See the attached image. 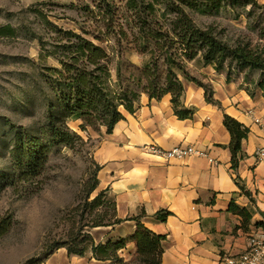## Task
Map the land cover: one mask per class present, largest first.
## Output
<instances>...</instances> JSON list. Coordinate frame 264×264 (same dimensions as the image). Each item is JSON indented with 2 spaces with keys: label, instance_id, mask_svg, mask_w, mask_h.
<instances>
[{
  "label": "trees",
  "instance_id": "obj_1",
  "mask_svg": "<svg viewBox=\"0 0 264 264\" xmlns=\"http://www.w3.org/2000/svg\"><path fill=\"white\" fill-rule=\"evenodd\" d=\"M107 3L109 15L112 12L110 0ZM142 8L134 20H130L131 36L124 25L115 36L102 39L91 38L73 31H65L66 42L52 52L61 67L48 68V82L55 93L49 102V129L34 135L23 126L8 122L0 129V142H9L8 162L10 167L0 169V193L16 180H33L45 170L51 146L65 145L74 147L82 141L80 134L72 130L68 119H81V127L106 128L112 133L119 121L125 118L124 111L133 113L143 93L151 99H161L172 95L175 111L180 117H188L191 109L182 106L181 97L184 83L181 78L195 82L206 90L208 101L219 104L210 95L208 86L192 77L188 71L190 62L213 65L218 72H226L227 81L234 75H243L244 80L253 87L247 88L254 97L257 91L264 94V3L258 0H228L233 8L241 7L248 18V28L257 31L261 42L252 46L251 42L233 44L225 32L214 25L200 26L182 3L170 0L164 9V17L158 14V0H141ZM183 1V0H182ZM191 4L197 0H187ZM223 0H208L209 8L219 11ZM138 0H130V7L138 9ZM250 7L249 10H247ZM142 8H140L142 10ZM140 11V10H139ZM166 14H173L169 18ZM241 15L240 12L238 16ZM112 29V28H109ZM12 26L0 29L1 35L14 33ZM127 40L140 48L147 56L143 66L130 70L120 59L115 74L113 57L105 41L123 44ZM257 72V78L252 74ZM224 124L231 133L230 149L233 168L237 169L243 158L242 143L250 129L236 118L226 114ZM101 167L97 164L92 183L87 189L85 209L79 221H75L66 236L54 241L47 252L53 254L57 249L66 247L69 255L86 257L92 254L98 260H111L117 264H163L164 240L166 235L149 229L141 220L143 214L128 218L137 222L136 230L130 236L115 239L111 236L105 243L96 244L90 228L115 226L124 220L117 217L116 203L109 199L108 190L100 191L93 200L91 194L98 188V174ZM97 211V213H95ZM230 211L240 215L247 223L252 213L232 201ZM91 217H94L93 220ZM165 220V214H159ZM91 221V222H89ZM264 226V224H262ZM134 241L137 251L132 259L125 262L120 251Z\"/></svg>",
  "mask_w": 264,
  "mask_h": 264
},
{
  "label": "crops",
  "instance_id": "obj_2",
  "mask_svg": "<svg viewBox=\"0 0 264 264\" xmlns=\"http://www.w3.org/2000/svg\"><path fill=\"white\" fill-rule=\"evenodd\" d=\"M212 82L219 104L207 100L203 87L183 80L182 106L192 110L188 117L177 115L171 94L161 99L143 94L133 113L124 111L125 118L113 132L105 131L94 152L101 167L98 190H108L117 217L124 221L90 228L96 244L111 236H130L137 222L128 218L143 214L141 220L149 229L166 235L163 264H220L222 256L244 252L249 237L264 230V160L254 156L264 144V94L259 91L252 97L223 78ZM226 114L250 129L237 169ZM147 144L193 145L207 150L216 163L198 156L166 162L146 152ZM232 201L251 211L249 222L230 211ZM161 213L165 220L158 217ZM60 251L66 256L61 264H117L92 254L68 259L67 249ZM136 251L131 241L120 254L128 262Z\"/></svg>",
  "mask_w": 264,
  "mask_h": 264
},
{
  "label": "rangeland",
  "instance_id": "obj_3",
  "mask_svg": "<svg viewBox=\"0 0 264 264\" xmlns=\"http://www.w3.org/2000/svg\"><path fill=\"white\" fill-rule=\"evenodd\" d=\"M177 1L197 24L219 27L233 44L251 42L254 46L261 42L258 32L248 28L243 9L233 8L228 0L222 1L219 11L209 8L208 0H197L195 5L187 0ZM258 1L264 3V0ZM138 2L140 6L136 9L130 7V0H110L112 12L108 15L109 7L103 0H0V29L10 25L15 30L10 35L0 34V129L12 122L34 135L47 131L49 102L55 97L48 82V68L61 67L52 52L66 42L64 32L69 30L105 40L115 36L114 30L118 32L124 25L131 36L130 20H134L138 12L146 11L142 1ZM156 2L158 14L164 17L170 0ZM171 15L166 14V17ZM131 42L124 40L121 45L104 42L111 59L113 57L110 67L114 74L120 59L130 70L145 63L146 53ZM188 71L208 86L212 96V80L223 78L227 81L226 72H218L213 65L193 61L188 64ZM180 76L185 80L182 74ZM252 76L257 78V72ZM227 83H235L237 88L246 91L253 88L243 75H234ZM67 124L81 135L82 141L74 147L51 146L48 163L39 177L16 180L0 193V264H50L54 259L57 263L51 264H61L62 260L66 261L60 251L66 247L51 255L47 250L54 241L62 240L73 223L81 218L86 192L98 164L94 159L95 148L106 131L105 127L83 129L81 119H68ZM8 150L9 142H0V169L10 167ZM99 192L97 188L89 200ZM108 196L111 199L109 192ZM71 256L68 253V259Z\"/></svg>",
  "mask_w": 264,
  "mask_h": 264
},
{
  "label": "built area",
  "instance_id": "obj_4",
  "mask_svg": "<svg viewBox=\"0 0 264 264\" xmlns=\"http://www.w3.org/2000/svg\"><path fill=\"white\" fill-rule=\"evenodd\" d=\"M253 116L255 118L254 114ZM255 121L261 123L259 118H255ZM144 148L146 152L166 162L183 160L190 156H198L207 158L212 163H216V160L210 156L207 150L193 145H177L172 148H165L158 144H147ZM254 156L257 161L264 160V144L255 150ZM220 264H264V230L258 231L249 237L247 248L244 252L234 255L226 254L222 256Z\"/></svg>",
  "mask_w": 264,
  "mask_h": 264
}]
</instances>
